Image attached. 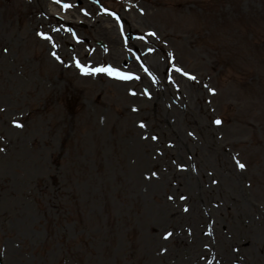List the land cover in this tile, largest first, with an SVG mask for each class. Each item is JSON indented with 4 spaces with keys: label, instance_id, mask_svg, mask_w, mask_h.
<instances>
[{
    "label": "rangeland",
    "instance_id": "rangeland-1",
    "mask_svg": "<svg viewBox=\"0 0 264 264\" xmlns=\"http://www.w3.org/2000/svg\"><path fill=\"white\" fill-rule=\"evenodd\" d=\"M77 1L0 0L3 263L264 264V0Z\"/></svg>",
    "mask_w": 264,
    "mask_h": 264
},
{
    "label": "snow or ice",
    "instance_id": "snow-or-ice-1",
    "mask_svg": "<svg viewBox=\"0 0 264 264\" xmlns=\"http://www.w3.org/2000/svg\"><path fill=\"white\" fill-rule=\"evenodd\" d=\"M55 2L59 3L60 0H55ZM62 6H63L65 9H68V8H70L72 5H69V4H63ZM150 35H154V34H153V33H150ZM44 38H45V39H50V37H44ZM77 67H81V65L79 64V62H77ZM81 71H82V73H84V74L106 73V74L109 75V76H113V77H116V78H119V79H123V80H130V79H133V78H135V79H138V78H139V77H133V76H130V75H124V74H122L121 72H119V71H117V70H115V69H113V68H111V67H108V68H96V69H95L94 71H92V72H90V71L87 70L86 68L81 67ZM177 71H180V70L177 69ZM182 74H183V73H182ZM188 78L191 79V80H195V79H196L194 76H189ZM213 94H214V93H213ZM0 110H2V109H0ZM215 123H216L217 125H220V124H221V121H220V120H216ZM14 126L17 127V128L22 127V125L19 124V123L15 124ZM140 127L143 128L144 125L141 124ZM153 139H156V137H153ZM0 150H2V149H0ZM237 164H238V167H239L241 170H243V169L245 168V165H244V164L239 163V162H237ZM184 210H185V211H188L187 208H185ZM171 235H172V233L169 232L168 235L165 236L164 238H165V239H168Z\"/></svg>",
    "mask_w": 264,
    "mask_h": 264
},
{
    "label": "bare ground",
    "instance_id": "bare-ground-1",
    "mask_svg": "<svg viewBox=\"0 0 264 264\" xmlns=\"http://www.w3.org/2000/svg\"><path fill=\"white\" fill-rule=\"evenodd\" d=\"M117 54H118V52H117ZM117 56H119V55H117ZM121 58V57H120Z\"/></svg>",
    "mask_w": 264,
    "mask_h": 264
}]
</instances>
